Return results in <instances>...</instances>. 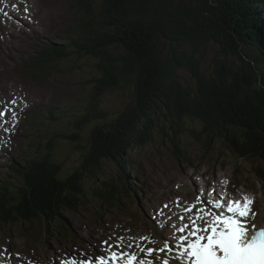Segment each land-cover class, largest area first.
<instances>
[{
  "label": "rangeland",
  "instance_id": "374dc122",
  "mask_svg": "<svg viewBox=\"0 0 264 264\" xmlns=\"http://www.w3.org/2000/svg\"><path fill=\"white\" fill-rule=\"evenodd\" d=\"M77 2L32 0L37 10L34 21L37 25L32 24L33 28L29 29L23 25L26 21L19 14L15 15V20L12 19L9 8L6 19L0 18V112L5 113L0 117L1 183L17 189L22 180L12 172L14 169L10 168V162L25 158L32 160L47 153L50 157L46 165L55 168L56 162L60 164L61 177L71 175L72 178L74 170L85 174L83 183H76V186H82L87 197H81L85 200L84 206L76 212L62 214L61 220L56 217L48 221L50 227L46 229L43 221L16 219L0 212V245L16 252L17 256L24 255V259H13L12 264L49 263L52 257L57 260L58 256L68 252L89 255L114 249L124 252L123 248L130 249L129 243L141 241V235L148 247L156 250V256L161 255L157 249L164 244L162 240L173 239L174 224L180 221V216L174 213L179 210L178 204L183 202L187 205L200 196L199 176L203 174L210 180L214 175H225L234 180V194L238 196L248 191L254 201L252 220L262 216L264 183L258 182L252 167L245 161H237L220 140H213L209 147H204L203 138H197L201 124L189 117L181 120L172 138L155 132L156 136L145 148L132 150L129 153L131 163L125 170L127 178H122L124 171L116 169V165L108 161L103 163L98 177H89L82 167V156L94 146L89 135L95 124L85 123L77 133L73 132L69 122L89 101L91 80L96 75V60L78 54L57 58L55 62H50L48 56L36 58L43 46L64 44L66 38L83 29V13L81 11L79 17ZM15 21H19L18 26L22 30L17 32L12 28ZM206 53L207 64L211 58L217 57L212 45ZM182 78L190 82V77L183 72ZM130 97L127 91L106 95L97 111L101 109L115 118ZM9 100L11 107L4 105ZM50 111H54V118H50ZM35 112L39 116L36 120L33 119ZM3 118L7 121L3 122ZM54 133L53 142L48 145L47 138ZM173 137H178L182 152L174 147ZM103 181H109L118 188L112 193L115 199L110 203L107 194L105 201L94 195L97 189L108 190ZM26 182L30 183L29 176H26ZM126 183L135 189L132 191ZM224 184H227L226 180ZM125 187L127 192H124ZM15 196L16 192L13 198L18 200ZM0 198L2 202L9 200L2 195ZM5 217L10 218L9 224L2 222ZM127 231L130 236L124 237ZM152 240L156 243H150ZM2 256L12 259L10 253Z\"/></svg>",
  "mask_w": 264,
  "mask_h": 264
},
{
  "label": "trees",
  "instance_id": "16d2710c",
  "mask_svg": "<svg viewBox=\"0 0 264 264\" xmlns=\"http://www.w3.org/2000/svg\"><path fill=\"white\" fill-rule=\"evenodd\" d=\"M80 11L85 30L73 48L95 58L96 75L91 100L71 127L78 133L95 124L94 146L82 156L88 175L99 176L106 161L125 171L132 150L185 117L264 164V0H95ZM210 45L217 57L207 64ZM120 91L131 97L115 118L97 111L102 97ZM57 174L56 165L28 174L23 213L77 207L83 173L67 181Z\"/></svg>",
  "mask_w": 264,
  "mask_h": 264
},
{
  "label": "snow or ice",
  "instance_id": "6c2138e0",
  "mask_svg": "<svg viewBox=\"0 0 264 264\" xmlns=\"http://www.w3.org/2000/svg\"><path fill=\"white\" fill-rule=\"evenodd\" d=\"M15 103V101H13ZM3 115V112H0ZM14 115V114H13ZM252 201L245 198V203H233L228 206V216H216L213 221L202 226L198 223L199 216L179 227L180 233H185L178 237L176 247L179 249L176 258L180 264H264V219L259 227L251 225V235L249 226L243 222L249 216ZM216 207L222 205L217 202ZM186 211H192L191 208ZM181 220L184 217H180ZM150 243L155 244L152 240ZM159 252H171L172 248L167 241L160 247ZM152 260L145 261L135 255H129L126 264H153L155 249L145 250ZM112 259L117 260V254L112 253ZM72 264H76L75 261ZM80 264H85L81 261ZM87 264H92L91 260ZM97 264H109L104 257L97 258ZM162 264H169L168 259L162 258Z\"/></svg>",
  "mask_w": 264,
  "mask_h": 264
},
{
  "label": "bare ground",
  "instance_id": "6f19581e",
  "mask_svg": "<svg viewBox=\"0 0 264 264\" xmlns=\"http://www.w3.org/2000/svg\"><path fill=\"white\" fill-rule=\"evenodd\" d=\"M31 1H30V5H33L31 3ZM13 5L24 7L25 6V2H23L22 0H0V8H6L7 6H13ZM23 9L26 10L27 13H29L31 15H35L34 8H30V9L23 8ZM5 10L6 9H4V11ZM52 53H53V51H52ZM17 109H18V107H17ZM0 117H1V115H0ZM1 120L3 122L7 121L5 118H3ZM2 121H1V123H2ZM124 177H126V176H124ZM127 181L129 182L128 179H127ZM177 203H179V202H177ZM178 206H179L178 207L179 210H175L174 213L176 215L180 216V217H184V219L181 220V221L175 222V224H174L175 228L172 231V238L175 239V242H173V249L174 250L171 253L164 252L161 255H158V261H153V262H155L154 264H162V258L168 259L169 260V264H180V260L178 258H176L177 255H178L179 249L177 247H175V244H176V242L178 240V237L181 236V235H185V233H180L178 231L179 227H181V226H183L185 224H190L191 221L193 219H195L197 216H199L201 218V220L198 221V223H202V226H206L207 223L211 222V219L208 216L210 214H211L210 217L213 218V219L216 216H228L229 215L228 208L225 207V206H221L220 208L216 209L215 211H214V209H209L207 207H205V209H204V207L201 206V203L199 202V200H196V199L194 201H192L191 203L187 204V205L185 203L181 202L180 204H178ZM189 208H191L192 211H190V212L186 211ZM210 211H213V213H211ZM263 214L264 213H262V216H263ZM262 216H259L256 220L248 221L247 224H248L249 228L251 229V225H253V224H255V225H257V227H259L260 222L263 219ZM140 237H142L141 238L142 240L140 239L141 241L134 242L135 243V247H133L131 249L123 248V250H124V252L127 255L130 253V254H133L136 257L140 258V259H146V256L142 255L140 253L141 250L139 251L136 247L144 248V246H145V247H147L145 249H148V248H151V247H148V244H147V242L145 241V239L143 238L142 235ZM162 241L165 242V241H167V239H164ZM167 242H168L169 245H171V241H167ZM163 246H164V244L159 246V248L163 247ZM119 250H120L119 251V257L121 259L124 252L121 251V249H119ZM4 254L9 256L8 251H2L1 258H0V264H12V259L11 258L4 259V256H2ZM155 257H157V256H155ZM151 258H153V257H151ZM126 260H127V258H125L123 260H118V259L117 260H113L112 258L109 259L111 264H126ZM145 261H147V260H145ZM80 262L81 261H78V262H76V264H80ZM95 262L97 263V261H95Z\"/></svg>",
  "mask_w": 264,
  "mask_h": 264
}]
</instances>
